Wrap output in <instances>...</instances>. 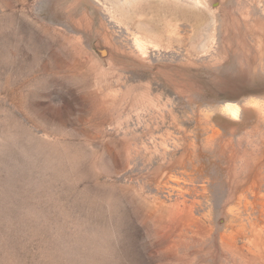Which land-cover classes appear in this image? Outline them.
<instances>
[{
  "label": "rangeland",
  "instance_id": "1",
  "mask_svg": "<svg viewBox=\"0 0 264 264\" xmlns=\"http://www.w3.org/2000/svg\"><path fill=\"white\" fill-rule=\"evenodd\" d=\"M0 264H264V0H0Z\"/></svg>",
  "mask_w": 264,
  "mask_h": 264
},
{
  "label": "bare ground",
  "instance_id": "2",
  "mask_svg": "<svg viewBox=\"0 0 264 264\" xmlns=\"http://www.w3.org/2000/svg\"><path fill=\"white\" fill-rule=\"evenodd\" d=\"M223 110L228 114H237L239 111V106L236 103L226 102L223 105Z\"/></svg>",
  "mask_w": 264,
  "mask_h": 264
}]
</instances>
